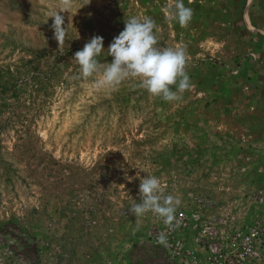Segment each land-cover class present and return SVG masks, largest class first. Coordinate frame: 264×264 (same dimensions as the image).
Segmentation results:
<instances>
[{
	"label": "rangeland",
	"instance_id": "rangeland-1",
	"mask_svg": "<svg viewBox=\"0 0 264 264\" xmlns=\"http://www.w3.org/2000/svg\"><path fill=\"white\" fill-rule=\"evenodd\" d=\"M174 4L0 0V264H180L157 243L163 221L129 210L137 173L179 196L188 221L175 240L199 264L209 246L264 264V0H184L186 27L167 19ZM132 16L155 21L159 47L186 46L180 100L80 75L74 53L99 35L111 62Z\"/></svg>",
	"mask_w": 264,
	"mask_h": 264
},
{
	"label": "clouds",
	"instance_id": "clouds-1",
	"mask_svg": "<svg viewBox=\"0 0 264 264\" xmlns=\"http://www.w3.org/2000/svg\"><path fill=\"white\" fill-rule=\"evenodd\" d=\"M174 9V10H173ZM169 22L179 23L186 27L193 17V10L186 7L184 0H175L172 9H166ZM62 11L50 13L52 18L53 38L58 45L66 40V27ZM47 18V20H48ZM157 25L148 16H132L124 22V29L113 38L107 50L111 62H101L104 48L103 37L92 36L81 50L74 53L73 59L79 66L80 75L84 78L99 75L95 81L98 87L117 88L129 78L139 81V86L154 97H160L166 102L178 101L183 93L192 85L185 71L187 63L186 46L159 47L155 33ZM176 91H173V87ZM131 183L139 179V203H133L129 208L134 217H143L151 212L161 219L165 225L171 226L176 220V212L181 204L179 196L165 194V185L155 175L126 176ZM160 242H166L162 233Z\"/></svg>",
	"mask_w": 264,
	"mask_h": 264
},
{
	"label": "built area",
	"instance_id": "built-area-1",
	"mask_svg": "<svg viewBox=\"0 0 264 264\" xmlns=\"http://www.w3.org/2000/svg\"><path fill=\"white\" fill-rule=\"evenodd\" d=\"M194 218V215H192ZM188 217L185 211H180L176 214V220L173 222V225H166L163 231H159L156 234L157 243L163 245L169 255L172 258L179 261L180 264H199V260L196 256V252L194 250H187L183 248V246L176 242L175 240V228L179 225L187 224ZM212 226L210 224L206 225L203 229V233L206 235H211ZM166 236V242H160L158 239L161 234ZM235 257V255H233ZM233 257V258H234ZM236 259V258H235ZM232 255L222 252L216 246H209L208 253L206 254L204 264H232Z\"/></svg>",
	"mask_w": 264,
	"mask_h": 264
}]
</instances>
